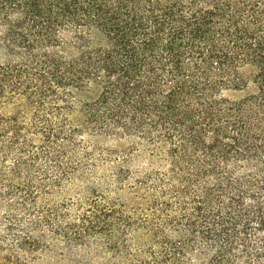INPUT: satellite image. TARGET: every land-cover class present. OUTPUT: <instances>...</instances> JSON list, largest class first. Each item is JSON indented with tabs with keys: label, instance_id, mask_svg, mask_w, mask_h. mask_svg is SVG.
<instances>
[{
	"label": "trees",
	"instance_id": "16d2710c",
	"mask_svg": "<svg viewBox=\"0 0 264 264\" xmlns=\"http://www.w3.org/2000/svg\"><path fill=\"white\" fill-rule=\"evenodd\" d=\"M0 48L18 61L0 66V101L135 135L182 185L156 226L94 206L67 243L123 226L145 241L110 240L111 264H264V0H0Z\"/></svg>",
	"mask_w": 264,
	"mask_h": 264
},
{
	"label": "rangeland",
	"instance_id": "374dc122",
	"mask_svg": "<svg viewBox=\"0 0 264 264\" xmlns=\"http://www.w3.org/2000/svg\"><path fill=\"white\" fill-rule=\"evenodd\" d=\"M17 62L0 48V66ZM255 94L249 84L225 96L242 101ZM7 96L0 101V128L11 127L0 136V264H111L110 240L136 249L143 234L119 226L75 244L63 231L94 206L114 208L116 221L135 225L156 226L173 213L182 185L142 139L70 123L61 105ZM17 239H25L23 249Z\"/></svg>",
	"mask_w": 264,
	"mask_h": 264
}]
</instances>
